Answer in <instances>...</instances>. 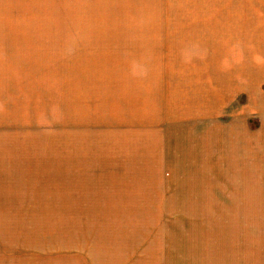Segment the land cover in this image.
Returning <instances> with one entry per match:
<instances>
[{
  "label": "rangeland",
  "instance_id": "374dc122",
  "mask_svg": "<svg viewBox=\"0 0 264 264\" xmlns=\"http://www.w3.org/2000/svg\"><path fill=\"white\" fill-rule=\"evenodd\" d=\"M0 264H264V0H0Z\"/></svg>",
  "mask_w": 264,
  "mask_h": 264
}]
</instances>
